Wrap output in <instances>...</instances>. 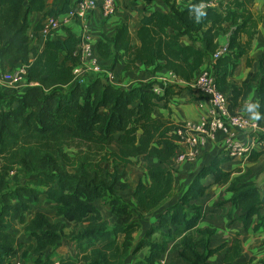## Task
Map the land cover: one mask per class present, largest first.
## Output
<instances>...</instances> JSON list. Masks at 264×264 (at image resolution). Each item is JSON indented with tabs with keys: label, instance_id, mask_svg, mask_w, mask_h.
<instances>
[{
	"label": "trees",
	"instance_id": "1",
	"mask_svg": "<svg viewBox=\"0 0 264 264\" xmlns=\"http://www.w3.org/2000/svg\"><path fill=\"white\" fill-rule=\"evenodd\" d=\"M163 1L169 11H146L142 17L137 33L140 44L133 42L126 18L117 25L111 39L98 42L96 56L113 57L114 63L124 60L126 70L141 61L154 71L166 70L181 82H190L206 59H212L220 48L224 24L231 23L234 30L228 53L212 59L210 65L218 88L228 96L233 114L246 109L243 101L257 83L258 122L264 126V58L258 71L249 72L241 83L232 77L239 59L250 52L258 33L260 22L252 12L255 0ZM199 5H203L205 15L197 22L195 12ZM46 6V0H0V67L26 65L27 79L33 83L19 97L5 98L6 92L0 91V264H10L17 246L10 230L18 224H24L25 232L35 239L28 248L30 254H39L34 264H56L42 252L58 248L65 238L74 242L82 255L59 259L58 264H122L140 226L132 219L130 204L117 194V170L137 164L134 159L154 160L147 167L148 180H141L133 192L139 214L153 212L168 198L174 184V170L168 163L177 154L181 137L176 129L183 128V124L158 119L153 111L173 94L172 88L181 84L152 80L126 89L111 81L104 83L103 72L76 77L74 68L80 64L77 34L69 30L65 39L48 36L41 50L30 47V15L42 12ZM41 27L39 23L37 30ZM183 37L191 44H183ZM202 44L205 50L200 48ZM247 64L251 65L250 59ZM1 103H5L3 108ZM69 149L75 152L70 154ZM222 161L216 157L205 166L181 203L168 209L150 227L133 252L146 246L150 251L133 264L160 262L165 245L153 240L161 233H183L179 256L188 264H206L211 255L224 249L225 246L209 249L207 240L197 239L194 229L199 217L188 216L184 210L189 199L203 193V181L208 175H213L216 183L230 181L231 173L220 167ZM103 163H108L112 171L105 173ZM18 167L27 177L36 178L32 185H10L9 177ZM231 189L235 192L233 202L246 211L245 218L259 213L261 196L257 187ZM42 197L57 205V216L76 226H86L65 234L61 223L50 222L42 212H34L27 221V214ZM96 202L109 207L116 217L113 223L103 217ZM172 225H183L185 229L179 232ZM260 226H264L261 214L256 229ZM241 253L242 244L237 239L233 248L226 250L223 264H252L235 262ZM23 257L27 259V253ZM261 261L264 264V258Z\"/></svg>",
	"mask_w": 264,
	"mask_h": 264
},
{
	"label": "crops",
	"instance_id": "2",
	"mask_svg": "<svg viewBox=\"0 0 264 264\" xmlns=\"http://www.w3.org/2000/svg\"><path fill=\"white\" fill-rule=\"evenodd\" d=\"M77 1L46 0L47 6L42 12L32 13L29 18L30 28L28 30L30 47L41 50L44 46L46 39L42 38L37 27L45 16L58 15L62 17L67 14V12L62 10L75 8ZM116 3L117 11L109 19L103 17L101 10H95L86 20L81 17L72 19L70 24L66 25L64 29L61 28L54 31L50 35L51 38L65 39L69 35V30L79 36L81 28L87 24L89 41L96 51L98 42L104 39H111L115 34L117 25L128 18L133 42L140 44L137 33L145 12H167L170 9L163 0H116ZM252 12L260 23L252 49L239 59V63L233 71L232 77L238 83H241L249 72L258 71L260 62L264 58V0H255ZM224 28V31L219 36L220 48L228 46L229 37L234 30L231 23L224 24ZM242 40L245 41L246 37L243 36ZM182 43L185 45L191 44L187 37L182 38ZM200 48L205 50V44H202ZM99 58L103 66L110 67L103 72L102 77H105L103 82L111 81L126 89L146 84L152 80L160 81L169 76V71H154L152 66H148L141 61L136 62V67L126 70L124 69V60L114 63L113 57L102 58L100 56ZM248 59L251 60V65L247 64ZM211 63L212 59H206L205 63L196 71L192 81L181 82V85L172 88L173 94L169 96L167 101H162L155 106L153 115L164 121L170 119L175 123L182 124L188 120L196 123L201 117L206 115L210 109V104L206 99L207 97L198 90L196 81L201 71L205 67L210 66ZM9 68L7 64L4 68L0 67V74ZM4 92H6L5 98L13 95L12 92ZM243 105L246 106V109L241 112L258 120L260 102L257 94V83L249 97L243 101ZM235 133L237 139L244 146H251L250 151L243 157H232L226 153L227 136L222 133H219L214 140H209L205 145L197 147V154L193 160H179V154L186 151L189 147L185 143L180 142L177 154L168 163L174 170L173 189L159 208L146 215H141L136 210L133 192L141 180H148L147 167L153 164L154 160L145 158L134 159L137 164L118 168L120 180L116 185L117 194L130 204L132 219L140 226L135 233L131 251L123 259L122 264H133L137 259H142L148 255L149 246L144 247L137 253H134L133 250L136 249L141 239L145 237L150 227L157 224L161 215L166 213L172 206L181 203V198L188 192L197 175L205 166H209L216 157L223 159L220 167L223 171L231 173L230 181L227 183H216L214 176L208 175L203 181L205 186L203 193L189 199L184 206L188 216L197 214L199 217L194 229V235L197 239L207 240L209 249L225 246L220 253L211 255L207 259L206 264H223L226 250L230 251L237 239L241 241L242 253L236 258L235 262L263 264L261 259L264 258V226H260L257 229L256 226L259 224V214L264 215V204H260L258 214L245 218L246 211H243L241 207L233 202L235 192L232 191L231 187L240 188L253 185L259 189V186L264 183V133L247 135L242 130H235ZM35 179L34 176L30 177L32 183H34ZM96 206L105 219L111 223L116 220L108 206L102 202H96ZM34 212L44 213L52 223H61L65 234L86 226V224L76 226L74 222L67 221L62 216H57V205L46 197H42L33 206L32 213L27 214V221L33 218ZM24 226V224H18L10 230L17 240L16 249L10 256V264H34V258L39 255L30 254L31 252L28 251V248L35 244V239L25 232ZM172 229L180 232L185 229V226L172 225ZM164 232L168 233L169 231L164 229ZM182 234L164 235L161 233V235H155L156 240L153 241L165 245V251L159 263L188 264L179 256L182 250ZM119 239L122 242L123 235H120ZM24 253H27V259H24ZM42 253L44 257L51 256L56 261V264H58L59 259L69 256L75 257L78 253L82 255V252L80 253L76 248V244L68 238H65L62 245L58 248H47ZM80 264L86 263L81 262Z\"/></svg>",
	"mask_w": 264,
	"mask_h": 264
},
{
	"label": "built area",
	"instance_id": "3",
	"mask_svg": "<svg viewBox=\"0 0 264 264\" xmlns=\"http://www.w3.org/2000/svg\"><path fill=\"white\" fill-rule=\"evenodd\" d=\"M95 10H101L103 17L109 19L117 11L116 0H78L76 7L62 17L58 15L45 16L41 21L40 33L42 38L46 39L54 31L69 25L74 18L81 17L86 20ZM87 28L86 24L81 28L78 36L80 41L76 53L80 57V64L74 68L76 77L105 71L89 41ZM227 53V47L219 48L212 59L215 61ZM27 74V66L23 64L3 71L0 74V89L12 92L18 97L23 95L28 87L33 85L28 81ZM162 81L181 83L172 72H169V76ZM196 86L207 97L210 109L198 122L193 123L188 120L183 123V128L176 129V133L181 137L180 142L189 146L186 151L179 154V160H193L197 154L196 148L205 145L209 140H214L219 133L227 136L226 153L229 156H245L250 151L251 146H244L237 139L235 130H242L247 135H258L264 133V126L260 125L257 119L247 114L242 112L233 114L231 112L228 96L218 88L216 74L211 65L201 71ZM155 91L159 92V89L155 88Z\"/></svg>",
	"mask_w": 264,
	"mask_h": 264
},
{
	"label": "rangeland",
	"instance_id": "4",
	"mask_svg": "<svg viewBox=\"0 0 264 264\" xmlns=\"http://www.w3.org/2000/svg\"><path fill=\"white\" fill-rule=\"evenodd\" d=\"M116 9H117V5H116ZM3 89H0V91H2ZM4 100V98H2ZM5 106V103H1V107L3 108ZM68 152L70 154H73L75 152L74 149H69ZM104 167V172L108 173L110 171H112L111 166L108 163H103L102 164ZM9 183L11 186H27V185H32V181L30 180V177H27L25 175V172L22 168L18 167L9 177ZM260 196L262 199V192L260 191ZM261 203L264 204L261 200Z\"/></svg>",
	"mask_w": 264,
	"mask_h": 264
},
{
	"label": "clouds",
	"instance_id": "5",
	"mask_svg": "<svg viewBox=\"0 0 264 264\" xmlns=\"http://www.w3.org/2000/svg\"><path fill=\"white\" fill-rule=\"evenodd\" d=\"M204 15H205V13H204V11H203V5H199V6H197V8H196V12H195V18H196V21L199 22L200 18H201L202 16H204Z\"/></svg>",
	"mask_w": 264,
	"mask_h": 264
},
{
	"label": "water",
	"instance_id": "6",
	"mask_svg": "<svg viewBox=\"0 0 264 264\" xmlns=\"http://www.w3.org/2000/svg\"><path fill=\"white\" fill-rule=\"evenodd\" d=\"M264 183L259 186V190L262 192V202L264 203Z\"/></svg>",
	"mask_w": 264,
	"mask_h": 264
}]
</instances>
